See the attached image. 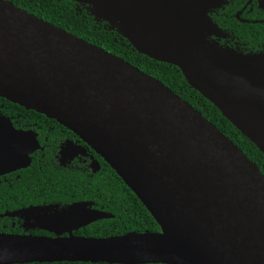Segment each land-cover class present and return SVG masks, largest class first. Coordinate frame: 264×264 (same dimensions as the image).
I'll list each match as a JSON object with an SVG mask.
<instances>
[{
  "label": "water",
  "instance_id": "95a60500",
  "mask_svg": "<svg viewBox=\"0 0 264 264\" xmlns=\"http://www.w3.org/2000/svg\"><path fill=\"white\" fill-rule=\"evenodd\" d=\"M139 53L180 68L264 153V52L238 53L208 12L223 0H78ZM0 98L43 114L90 145L138 197L160 232H74L112 215L79 202L6 213L0 264H264V175L200 111L123 58L0 0ZM36 138L0 115V176L30 165ZM66 235V236H65Z\"/></svg>",
  "mask_w": 264,
  "mask_h": 264
},
{
  "label": "trees",
  "instance_id": "16d2710c",
  "mask_svg": "<svg viewBox=\"0 0 264 264\" xmlns=\"http://www.w3.org/2000/svg\"><path fill=\"white\" fill-rule=\"evenodd\" d=\"M15 6L27 10L28 13L38 16L56 27L78 36L91 44L105 49L111 54L119 56L131 63L144 73L156 78L182 99L189 102L202 115L213 123L224 135L232 140L254 163L258 165L264 175V153L246 137L236 126L228 120L222 112L200 92L193 88L185 78L183 71L171 64L153 60L134 49L129 41L117 28L105 19L95 15L90 5L78 0H7ZM77 7H84L86 13H77ZM84 11V10H83ZM87 14V15H86ZM260 26H252L258 29ZM264 27V26H263ZM264 52V51H263ZM262 53V52H257ZM5 108L20 107L4 98H0V105ZM22 108V107H21ZM35 171L28 168L22 178L13 183L12 187L4 182L0 185V233L32 234L37 236H50L54 234L38 229L24 228V224H2L1 221H9L6 213L23 206L25 208L36 207L31 205L37 200L35 192L38 182L35 179ZM74 188L78 190V199H90V201H78L91 203L96 209V203L104 206L102 210L112 215L111 218L99 219L74 234L81 237L107 238L122 236L129 233L160 232V227L151 213L146 209L138 197L123 182L116 172L108 166L107 179L96 182L87 187L86 182L75 178ZM85 191L81 192V191ZM95 202H93V201ZM75 202V203H78ZM71 204L40 205L53 206L57 209H65ZM31 205V206H29ZM18 209V210H23ZM29 264H108V263H83V262H54V263H29Z\"/></svg>",
  "mask_w": 264,
  "mask_h": 264
},
{
  "label": "flooded vegetation",
  "instance_id": "af4514ba",
  "mask_svg": "<svg viewBox=\"0 0 264 264\" xmlns=\"http://www.w3.org/2000/svg\"><path fill=\"white\" fill-rule=\"evenodd\" d=\"M74 6L77 13H86L84 7ZM208 16L220 30L219 35H204L212 43L242 54L264 51V0H223L216 2ZM252 26L260 27L255 29ZM0 115L8 118L16 130L36 138L38 147L30 154V165L0 176V185L4 182L12 187L15 181L22 178L24 171L32 167L38 189L34 193L37 200L31 205L44 207L40 205L90 201L77 198L75 178L86 182L88 188L107 179L110 165L75 132L58 121L21 106L5 108L4 104L0 105ZM81 192L85 194L84 190ZM95 203L96 209H104V206ZM18 209L12 212L20 211ZM6 218L9 221H1L2 224H26L20 216Z\"/></svg>",
  "mask_w": 264,
  "mask_h": 264
}]
</instances>
